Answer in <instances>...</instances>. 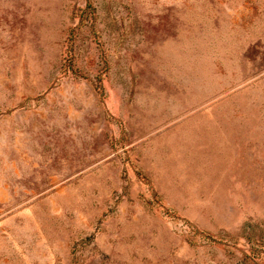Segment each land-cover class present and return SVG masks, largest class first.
Segmentation results:
<instances>
[{"label":"rangeland","instance_id":"374dc122","mask_svg":"<svg viewBox=\"0 0 264 264\" xmlns=\"http://www.w3.org/2000/svg\"><path fill=\"white\" fill-rule=\"evenodd\" d=\"M0 264H264V0H0Z\"/></svg>","mask_w":264,"mask_h":264}]
</instances>
